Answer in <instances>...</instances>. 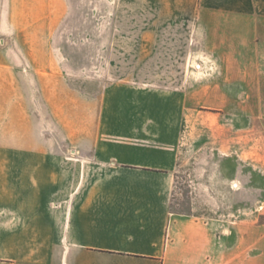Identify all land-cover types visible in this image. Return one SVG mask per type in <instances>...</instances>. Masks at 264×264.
<instances>
[{
  "label": "crops",
  "instance_id": "0c3cea01",
  "mask_svg": "<svg viewBox=\"0 0 264 264\" xmlns=\"http://www.w3.org/2000/svg\"><path fill=\"white\" fill-rule=\"evenodd\" d=\"M71 1L0 0V33L27 36L18 49L42 81L63 76L60 60H37L36 37L54 33ZM105 1L107 17L131 20L115 30L139 49L184 34L190 50L202 37L204 56L180 86L108 84L95 136L70 140L73 154L0 156V264H264V223L237 222L219 199L250 159L237 158L252 139L237 115L256 112H237V98H264V0ZM181 173L189 213L172 209Z\"/></svg>",
  "mask_w": 264,
  "mask_h": 264
},
{
  "label": "rangeland",
  "instance_id": "374dc122",
  "mask_svg": "<svg viewBox=\"0 0 264 264\" xmlns=\"http://www.w3.org/2000/svg\"><path fill=\"white\" fill-rule=\"evenodd\" d=\"M113 9L105 0L71 1L66 17L54 33L36 37L44 52L37 51L39 56L35 57L60 60L61 80L42 81L41 73L27 65L26 52L18 49L27 43V36L0 33L3 62L0 156L36 154L42 150L73 154L74 147L68 145L70 140L95 136L91 126L97 121L101 96L108 84L136 77L148 87L180 86L190 62L203 58L201 36H194L193 50L189 49L184 34L161 36L155 50L139 49L137 35L116 33L117 23L130 30L131 20L107 17V12ZM244 108L256 114L237 115L238 128L244 123L252 126L247 125L252 139L237 142V158L239 154L250 159L237 161V182L227 181L225 194L219 196L220 212L228 215L237 210V222L247 218L261 224L264 223V98H237V112ZM190 165L193 164H187ZM194 166L200 168L201 164ZM234 183L237 190H228L236 189ZM189 184L187 174L181 173L173 211L190 212Z\"/></svg>",
  "mask_w": 264,
  "mask_h": 264
}]
</instances>
